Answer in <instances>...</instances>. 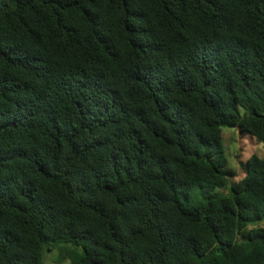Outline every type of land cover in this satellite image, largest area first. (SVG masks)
<instances>
[{"label":"trees","instance_id":"16d2710c","mask_svg":"<svg viewBox=\"0 0 264 264\" xmlns=\"http://www.w3.org/2000/svg\"><path fill=\"white\" fill-rule=\"evenodd\" d=\"M223 127L264 145V0H0V264H264Z\"/></svg>","mask_w":264,"mask_h":264},{"label":"rangeland","instance_id":"374dc122","mask_svg":"<svg viewBox=\"0 0 264 264\" xmlns=\"http://www.w3.org/2000/svg\"><path fill=\"white\" fill-rule=\"evenodd\" d=\"M223 144L225 148V155L227 156L226 168L234 173L230 176L228 183L237 180L244 175L243 164L251 153H256L264 158V145L257 142L252 136L248 134H241L237 129L232 127L222 128ZM225 192L226 189H219ZM259 226H264V219L258 223ZM62 248V249H60ZM65 249L68 252H65ZM70 252V254H69ZM81 248L69 243H63L60 247L45 251L43 255L44 264H69L70 255L80 253Z\"/></svg>","mask_w":264,"mask_h":264}]
</instances>
